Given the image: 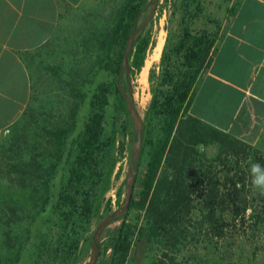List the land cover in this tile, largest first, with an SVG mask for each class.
<instances>
[{
    "label": "trees",
    "instance_id": "obj_1",
    "mask_svg": "<svg viewBox=\"0 0 264 264\" xmlns=\"http://www.w3.org/2000/svg\"><path fill=\"white\" fill-rule=\"evenodd\" d=\"M148 3L149 0H125L108 32L93 33L102 46L96 62L112 77L111 81L98 83L87 98L78 84L81 75L76 69L69 83L71 106L67 116L53 119L49 115L48 121L43 112L28 106L14 122L10 138L0 143V167L10 168L17 181L13 185L0 178V223L9 244L14 229L27 220L22 211L28 201L35 210L29 222L49 205L65 217L64 238L68 243L56 245L54 258L68 260L77 255L80 234L71 221L89 218L93 197L110 179L115 163V130L108 134L106 120L110 95L117 96L132 138L135 134L117 79L126 77L125 70L120 73L124 47L141 15L146 17ZM201 4V0H182L179 35L176 40L166 37L159 64L149 70L151 99L143 119V144L136 160L130 207L115 220L120 224L107 229L104 251L110 253L96 264H126L136 244H151L159 238L166 241L165 248L151 264H178L169 251L179 248L180 238L190 235L189 228H193L194 242L204 244V249L211 247V256L219 264L235 261L234 254L239 255L234 248L237 242L264 244V192L255 190L249 178L250 164L264 165V139L253 146L189 113L197 81L210 66L223 30L220 22L212 29L191 28ZM48 43L39 49L49 47ZM154 46L149 30L134 41L129 53L130 81L141 71L147 52ZM122 84L127 88L126 81ZM81 95L79 103L88 100V115L71 144L69 136L76 129ZM37 121L55 123L48 130L50 147L27 142V131ZM209 144L218 145L213 157L200 151ZM123 151L121 144L118 152ZM64 153L71 162L58 187L53 179ZM49 187L58 188L51 191ZM130 210L143 211L145 222L126 221ZM99 244L102 245L100 241ZM89 245L93 249L92 236Z\"/></svg>",
    "mask_w": 264,
    "mask_h": 264
},
{
    "label": "rangeland",
    "instance_id": "obj_2",
    "mask_svg": "<svg viewBox=\"0 0 264 264\" xmlns=\"http://www.w3.org/2000/svg\"><path fill=\"white\" fill-rule=\"evenodd\" d=\"M181 2L182 0H168L167 3L165 0L158 1L152 18L145 28L151 32L155 43L160 32L164 38V43L169 35L172 40L177 39L183 13ZM201 2V12L191 24V28L195 31L212 29L218 22L223 29L225 21L231 16L238 0H201ZM124 3L125 0H84L76 7L63 9L58 27L49 41L50 46L24 54V61L32 79V96L28 105L29 108L32 107L36 111L43 112V117L47 118L48 121H51L49 115L53 119L67 116L71 106L68 99L70 98L69 83L72 79L71 73H75L76 69L80 70L79 74L81 75L78 84L82 85V93H85L87 98L98 83L111 81L112 77L104 72L96 62V56L102 46L94 38L93 33L100 31V33L105 34L108 32ZM148 10L149 7L145 9L144 15L147 14ZM143 20V15H141L138 24ZM152 49L147 52L144 62L145 65L146 60L150 61L147 68V82L144 83L141 80L140 72L135 74L130 81L135 105L142 120L151 99L148 80L149 70L159 64L160 60V57L157 60H150ZM121 83H125V79H121ZM87 98L79 103L83 99V95L78 97L79 107L75 115L76 129L69 136L70 143L83 129V124L88 115ZM106 120L108 134H112L113 128L115 130L112 153V159L115 163L110 179L106 185H101L93 197V208L89 218L71 221L75 223L80 234L77 255L68 260L54 258L55 251L53 249L56 245L63 242L68 243L64 238L66 231L64 227L67 223L63 219L65 217L60 210L49 205L36 216L33 222H29L31 214L35 210L32 208V204L26 201V209L22 212L27 220L22 226L14 229L11 241H9L10 244L8 240L6 242L5 230L0 223V264H86L92 258L93 249L89 248V239H91L97 224L107 214L118 209L125 199V178L134 141V136L132 138L130 135V128H127L126 116L115 95H110ZM39 121L32 124L27 131V142L30 144L41 142L50 147L48 130H52L55 123L47 125L46 121ZM60 121L62 120L58 122ZM14 128L12 125L3 134L0 143L10 138ZM262 139H264V128L251 144L255 146L258 142L263 141ZM121 144L124 145L122 154L118 152V147ZM200 151L207 157H213L218 153V145L209 144L205 148H200ZM70 162L71 160L68 161L67 159V153H64L53 179V183L58 187L66 178L65 172ZM10 171V168L0 167V178L15 185L17 182L16 173L11 174ZM49 188L51 191L57 189L56 187ZM108 199L111 200L110 204ZM126 221L143 224L145 214L143 211L130 210ZM120 222V220L112 222L100 233L99 241L102 245L97 263L102 259L105 260L110 253V250L104 251L107 242V229L117 226ZM193 224L195 225V223ZM189 229L190 235L185 238L181 237L179 248L171 249L169 256L173 257L178 264H219L211 256V247L204 249V244H196L191 236L193 228ZM159 240L161 239L159 238L151 244H136L131 252L132 259L126 264H151L165 248L163 245L166 241L161 242ZM234 248L239 255L236 257L234 254L235 261L226 264H264V244L262 242L256 244L247 241L246 243L237 242V247L234 246Z\"/></svg>",
    "mask_w": 264,
    "mask_h": 264
},
{
    "label": "crops",
    "instance_id": "obj_3",
    "mask_svg": "<svg viewBox=\"0 0 264 264\" xmlns=\"http://www.w3.org/2000/svg\"><path fill=\"white\" fill-rule=\"evenodd\" d=\"M83 1L0 0V141L31 101L24 54L48 43L63 9ZM189 113L250 143L263 130L264 0H238Z\"/></svg>",
    "mask_w": 264,
    "mask_h": 264
},
{
    "label": "water",
    "instance_id": "obj_4",
    "mask_svg": "<svg viewBox=\"0 0 264 264\" xmlns=\"http://www.w3.org/2000/svg\"><path fill=\"white\" fill-rule=\"evenodd\" d=\"M158 1L159 0H149L148 5H150V7L146 14V17L142 22H140L137 28L132 33L129 34L124 47L121 66H120V73H122L125 70V74H126L125 81L127 83V88H125V86L121 83V79L119 77L117 79V85L125 100L126 110L131 118L133 128L135 130L132 151L128 164V171L125 178V199L121 203L118 209L113 210L112 212L107 214L97 224L92 234L93 256L86 264H96L101 251L99 244L100 233L106 227H108L112 222H114L117 218L123 216L129 210L130 207V202L132 199L134 185H135L136 160L141 153L143 137H144V129H143V120L136 108L135 100L133 96V89L130 83V79L128 77L129 53L134 41L138 38V36H140L144 32L150 19L152 18L154 10L157 7Z\"/></svg>",
    "mask_w": 264,
    "mask_h": 264
},
{
    "label": "clouds",
    "instance_id": "obj_5",
    "mask_svg": "<svg viewBox=\"0 0 264 264\" xmlns=\"http://www.w3.org/2000/svg\"><path fill=\"white\" fill-rule=\"evenodd\" d=\"M249 178L250 184L255 190L264 192V165L259 163L250 164Z\"/></svg>",
    "mask_w": 264,
    "mask_h": 264
},
{
    "label": "bare ground",
    "instance_id": "obj_6",
    "mask_svg": "<svg viewBox=\"0 0 264 264\" xmlns=\"http://www.w3.org/2000/svg\"><path fill=\"white\" fill-rule=\"evenodd\" d=\"M163 44H164V38L161 34V32L159 33L157 39H156V43L155 46L152 49V53H150V60H157L160 57L162 48H163ZM150 61L146 60L145 65L143 66V68L140 71V77L141 80L146 83L147 82V68H148V63Z\"/></svg>",
    "mask_w": 264,
    "mask_h": 264
}]
</instances>
